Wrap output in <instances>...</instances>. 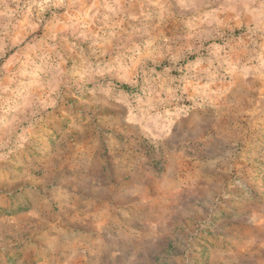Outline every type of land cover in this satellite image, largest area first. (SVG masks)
I'll use <instances>...</instances> for the list:
<instances>
[{"label": "clouds", "instance_id": "clouds-1", "mask_svg": "<svg viewBox=\"0 0 264 264\" xmlns=\"http://www.w3.org/2000/svg\"><path fill=\"white\" fill-rule=\"evenodd\" d=\"M34 6L37 28L44 9L64 12H53L40 35L21 32L10 21L0 30V226H9L3 229L9 237L25 226L47 227L41 243L21 247L0 237V264H34L43 244L50 255L42 264H88V253L107 248L106 230L113 244L165 238L178 246L191 243L201 201L204 207L219 201L226 189L240 185L234 177L247 165L264 161V23L227 50L213 45L216 59H198L191 72L156 84L154 95L136 109L126 104L121 115L103 110L121 104L124 94L112 79L98 78L114 70L127 73L122 79L134 77L139 61L129 67L111 41L93 39L101 0L84 6L87 15L73 9V0ZM105 6L122 26V6ZM158 7L157 27L174 19L168 0H158ZM86 19L89 31L80 35L92 40L91 52L74 39ZM32 173L46 178L44 191L30 193L27 211L3 215L19 206L22 181ZM64 217L88 230H72Z\"/></svg>", "mask_w": 264, "mask_h": 264}, {"label": "rangeland", "instance_id": "rangeland-1", "mask_svg": "<svg viewBox=\"0 0 264 264\" xmlns=\"http://www.w3.org/2000/svg\"><path fill=\"white\" fill-rule=\"evenodd\" d=\"M92 2L93 0H73V9L78 10L81 15H87L84 6ZM168 2L171 4L170 11L174 19H166L157 27L160 12L158 0H101L102 6L95 21L100 31L93 39L104 45L111 41L122 54L123 63L129 67L139 61L134 77L122 79L127 73L114 70L113 73L98 78L101 82L112 79L117 90L124 94L121 104L114 103L113 108L104 109V112L112 114L118 111L123 115L127 112L126 104L136 109L150 98L156 84L169 77H181L186 72H191L190 66L200 58L216 59L213 45L223 46V50H227L229 44L247 39L249 28L264 23V9L260 7V0ZM37 3L39 0H0V30L10 21L11 26L21 32L40 35L45 24L52 19L53 12L58 15L64 12L63 8L44 9L40 13L43 20L39 21L37 28L36 17L39 9L34 6ZM118 3L122 6V26L116 24L119 19L116 13L105 6L111 4L115 8ZM142 13L152 15L146 16ZM73 15L75 16V12ZM90 22L87 19L82 21L74 37L84 46L86 52H91L89 45L92 40H85L80 33L89 31L87 25ZM67 34L71 35V29ZM189 47L192 51H188ZM178 54L179 58L174 59ZM96 55L99 56V51ZM220 56H223V51ZM237 70L243 73L245 66L239 65ZM179 82L182 85L183 82ZM235 91L233 88L228 94L229 100L234 99ZM198 113L199 110L193 115ZM75 135L79 138L78 134ZM234 179L239 180L243 187L237 185L226 189V195L217 202H210L209 207H204L201 201L203 214H197L196 235L191 243L180 242L178 246L176 241L165 238L155 244L151 240L131 243L120 240L113 244L106 230L103 236L107 248L88 253V264H126L133 255V264H260L264 261V247L260 246L264 241V223H259L264 219V161L257 159ZM22 184L24 190L19 193V206L4 210L3 215L11 216L27 211L33 204L30 193L43 192L47 180L40 173H32L24 178ZM54 210L59 211V208L54 206ZM64 223L74 231L88 230L83 222L76 219L64 217ZM6 227L9 226H0V237L3 241L16 239L22 247L30 240L41 243V233L47 225L41 224L35 229L25 226L13 237H9L3 230ZM42 247L45 252L36 258L34 264H42L45 255H50L48 246L43 244ZM92 247L97 248L95 245ZM113 252L119 254L113 256Z\"/></svg>", "mask_w": 264, "mask_h": 264}]
</instances>
